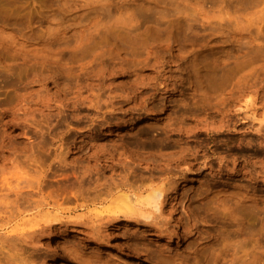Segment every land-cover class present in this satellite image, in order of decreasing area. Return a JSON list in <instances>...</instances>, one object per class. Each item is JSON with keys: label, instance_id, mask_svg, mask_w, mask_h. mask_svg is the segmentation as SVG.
Wrapping results in <instances>:
<instances>
[{"label": "rangeland", "instance_id": "rangeland-1", "mask_svg": "<svg viewBox=\"0 0 264 264\" xmlns=\"http://www.w3.org/2000/svg\"><path fill=\"white\" fill-rule=\"evenodd\" d=\"M137 173L171 186L163 215L108 222L94 201ZM19 174L37 187L7 190ZM46 209L62 221L38 236ZM18 263L264 264V0H0V264Z\"/></svg>", "mask_w": 264, "mask_h": 264}, {"label": "bare ground", "instance_id": "bare-ground-1", "mask_svg": "<svg viewBox=\"0 0 264 264\" xmlns=\"http://www.w3.org/2000/svg\"><path fill=\"white\" fill-rule=\"evenodd\" d=\"M100 151H102V149H99ZM107 150V149H106ZM105 151V150H104ZM103 151V152H104ZM109 151V150H108ZM108 151H107V154H108ZM113 151V150H112ZM102 152V153H103ZM114 152H116L115 150L113 151V153ZM99 152L97 151V154H98ZM111 153V152H110ZM117 153V152H116ZM115 153V154H116ZM93 154V153H92ZM99 154H101V153H99ZM93 155H95L96 156V154H95V152H94V154ZM93 155H92V157H93ZM103 155H105V154H103ZM114 155V154H113ZM122 155V154H121ZM120 155V156H121ZM90 157H91V155H89ZM88 156V157H89ZM106 156V155H105ZM107 156H110V154L109 155H107ZM112 156V155H111ZM110 156V157H111ZM116 157H117V154L115 155ZM114 156V157H115ZM124 156V155H123ZM115 157V158H116ZM94 158V157H93ZM92 158V159H93ZM96 158V157H95ZM94 158V159H95ZM99 158H100V156H99ZM112 158H113V156H112ZM118 158V160H116ZM115 160V162H119V160L121 159L120 157H117ZM185 158V157H184ZM183 158V159H184ZM188 158V157H187ZM87 159H89V158H87ZM92 159H89V160H92ZM101 159V158H100ZM108 158H106V160H107ZM122 159H123V157H122ZM121 159V160H122ZM99 160V159H98ZM103 160H105L104 158H103ZM113 160V159H112ZM120 160V161H121ZM184 160H186V159H184ZM96 161H97V159H96ZM95 161V162H96ZM98 162V161H97ZM103 162V161H102ZM106 162V161H105ZM105 162H103L104 163V165H105ZM108 162V161H107ZM106 162V163H107ZM112 162V161H111ZM112 163V164H116V163ZM117 162V163H118ZM122 162V161H121ZM129 162V161H128ZM127 161H125V163H127V164H129ZM100 163V162H99ZM102 163V164H103ZM123 163H124V161L122 162V163H120L119 162V164L121 165L122 164V166H123ZM124 163V164H125ZM98 164V163H97ZM108 164V163H107ZM16 165V164H15ZM109 166H110V162H109V164H108ZM97 166V165H96ZM95 166V167H96ZM99 166H100V168H102L101 167V165L99 164ZM106 166L107 165H105V168H106ZM126 166V164L123 166V167H125ZM111 167V166H110ZM112 167H113V165H112ZM122 167V168H123ZM16 168L17 169H19L18 168V166L16 165ZM132 168V167H131ZM104 169V167L102 168V169H100V170H103ZM125 170H126V167L124 168ZM137 169V168H136ZM135 169V170H136ZM98 170H99V168H98ZM124 170V171H125ZM128 170H129V167H128ZM133 170V169H132ZM178 170H180V169H178ZM137 171V170H136ZM20 172V171H19ZM126 172H127V170H126ZM124 173V175L125 174H127V173ZM130 172L131 173H133V172H135V171H131L130 170ZM181 172V171H180ZM22 174H23V172H21ZM131 173H129V174H131ZM22 174H19L18 176L19 177H15L14 178V180L16 181V184L15 185H13L14 183H13V181L14 180H9V179H11V178H7L8 180L5 182L7 185H8V188L6 187V189L8 190L9 189V191L10 192H20L21 191V189L22 188H24L25 187V185L28 187L29 185H28V183L30 184V186H31V188H33V186H35V185H32L33 183H32V181L31 180H28L27 178H26V182H28V183H26L24 186L23 185H21V184H24V182H25V179H23V178H21L23 175ZM138 174V173H137ZM152 174V173H151ZM123 175V174H122ZM181 175H183V174H181ZM126 176V175H125ZM125 176H121L120 175V177L122 178L123 177V179H124V177ZM132 176H134V175H132ZM131 175H130V177H132ZM147 176V175H146ZM144 177V179L146 178V179H148V181L146 180V182H145V180H144V184L145 185H143V183H142V185H140L141 183H140V181L142 180V178H141V176L138 174L137 175V179H139V184L138 183H136L137 185H135V183H133V182H135V181H138L137 179H135V181H133V179H130V178H127V177H125V181H122L121 179V181L120 180H118L120 177H118V179L117 178H115V181H117L118 180V182H116V183H114L113 181H114V178H113V181L111 180V182L112 183H114L112 186L110 185V181L108 182L109 184H107V183H105L106 181H104V183L106 184V185H109V187L107 188L106 187V185L104 184V183H102V185L100 184V183H97V184H100V187H99V185H98V187L99 188H101V186H103V184L105 185V190H103V188H104V186H103V188H102V192H100L99 194V196H98V194L97 195H94V193H96L95 191H94V193H92L91 194V192H93V191H91V190H96V188L94 189H92L91 188V190H89L90 192L88 193V192H86V195L87 194H90V197H91V195L93 196V200L95 199L94 197L95 196H98V197H100V198H97V201L95 200L94 201V203H105V202H107L108 201V197L110 198H112V200H111V202L110 203H112L113 205L111 206V207H109L108 206V204L106 205L107 207H109V208H107V209H105L104 211H107V217H104V219H106V218H108V222H111V223H113V221H115V220H127V221H134V220H139L141 217L143 218V220L145 219V221H142L143 222V225L146 223L147 224V221H150L151 223L153 222V223H156L157 221L155 220V217L157 218V216L159 217V215H155L158 211H159V213L158 214H160L161 212H163V205L165 204V202H166V197H168L167 196V190H169L170 188H171V186L170 187H167L168 189H166L165 188V186H163V183H162V186H161V184H160V187H154L153 186V184H151L154 180H155V178H154V180L153 181H151V183H150V181H149V177H151V176H149L148 178L147 177ZM153 177H154V175H152ZM24 177H27V176H25L24 175ZM139 177V178H138ZM156 177V176H155ZM117 179V180H116ZM156 179H157V177H156ZM179 180V179H178ZM178 180H176V181H178ZM30 181V182H29ZM143 181V180H142ZM141 181V182H142ZM172 181V180H171ZM175 181V180H174ZM149 182V183H148ZM32 183V184H31ZM37 182H35L34 184H36ZM111 183V184H112ZM171 183V182H170ZM177 183V182H176ZM5 184V185H6ZM169 184V183H168ZM6 185V186H7ZM155 185H157V184H155ZM96 186V185H95ZM176 186V185H175ZM174 186V187H175ZM35 187H37V184H36V186ZM34 187V188H35ZM173 187V186H172ZM29 188V187H28ZM40 188H41V186H40ZM25 189V188H24ZM98 189V188H97ZM174 189V188H173ZM176 189V188H175ZM35 190H36V188H35ZM38 190V189H37ZM148 191V192H147ZM22 192V191H21ZM29 192V191H28ZM35 192H37V191H35ZM42 192V191H41ZM99 192V191H98ZM147 192V193H146ZM169 192V191H168ZM9 193V192H8ZM23 193V192H22ZM22 193H19L20 195L22 194ZM30 193H32L31 192V190H30ZM101 193H102V195H101ZM10 194V193H9ZM28 194V193H27ZM39 194V193H38ZM41 194V193H40ZM84 194V193H83ZM169 194V193H168ZM17 195H18V193H17ZM29 195V194H28ZM30 195H32V194H30ZM86 195L84 194L82 197H84L85 199L88 197H86ZM105 195V196H104ZM6 196H7V194H6ZM170 197V196H169ZM49 198V197H48ZM110 198V199H111ZM171 198V197H170ZM42 200H44L43 198H41ZM40 200V199H39ZM45 200H47V199H45ZM89 200V199H88ZM92 199H91V201H93ZM41 201V200H40ZM40 201H38V199H37V201H35L36 203L37 202H39V204H40ZM86 201H87V199H86ZM170 201V200H169ZM171 201H172V199H171ZM47 202V201H46ZM49 202V201H48ZM57 202V201H56ZM89 202V201H88ZM180 202V201H179ZM178 202V203H179ZM42 204H44V202L42 201L41 202ZM53 203H54V201H53ZM94 203H92V204H94ZM167 203V202H166ZM168 203H170V202H168ZM177 203V204H178ZM38 204V203H37ZM38 204V205H39ZM171 204H172V202H171ZM36 205V204H35ZM102 205H105V204H102ZM109 205H111V204H109ZM37 206V205H36ZM35 206V207H36ZM40 206V205H39ZM97 206V205H96ZM175 207H176V204L174 205ZM171 207V206H170ZM173 207V206H172ZM37 208V207H36ZM104 208V207H103ZM106 208V207H105ZM47 209H48V207H47ZM47 209H46V211H47ZM170 209H172V208H170ZM50 210V209H49ZM56 210V209H55ZM173 210V209H172ZM176 210V209H175ZM175 210H174V212H175ZM44 211V210H43ZM44 211L45 213H43L45 216H46V219H44V221H45V224H43V225H41L40 224V222L38 223V224H40L41 225V227L40 226H36L35 224V226L36 227H38V230H41L40 232V234H38V236L39 235H42V233L43 232H46V230L47 229H50L51 230V228H53L54 227V225L57 223V222H59V221H62V220H59V215L57 214V213H54V214H52V212H54V211H52V210H50L51 212H49V211ZM177 211V210H176ZM156 212V213H155ZM170 212H171V210H170ZM38 213H41V212H38ZM165 213V212H164ZM173 213V212H172ZM62 214H63V212H62ZM98 214V213H97ZM101 214V213H100ZM40 215V214H39ZM38 215V216H39ZM58 215V216H57ZM163 214H160V216H162ZM37 216V217H38ZM41 217H39L40 218V220H41V222H43L44 223V221H42V213H41V215H40ZM103 216H105V214H103ZM99 217V216H98ZM33 218H35V214H34V216H33ZM44 218V217H43ZM61 218V217H60ZM81 218V217H80ZM100 218V217H99ZM101 218H103L102 217V214H101ZM166 218V217H165ZM104 219H103V222H104V224H105V222H107V220L106 221H104ZM160 219V218H159ZM38 220V219H37ZM152 220H154V221H152ZM26 221V220H25ZM140 221V220H139ZM138 221V222H139ZM28 222H29V220H28ZM64 222V221H63ZM99 222L101 223L102 222V219H101V221L99 220ZM102 222V223H103ZM137 222V221H136ZM137 222V223H138ZM142 222H139L140 224L142 223ZM169 222V221H168ZM61 223V222H60ZM67 223V222H66ZM110 223V224H111ZM118 223V222H117ZM152 223V224H153ZM158 223V222H157ZM58 224V223H57ZM76 224V223H75ZM150 224V223H149ZM149 224H148V226H149ZM159 224H161V223H159ZM78 225H79V223H78ZM101 225V224H100ZM107 225V224H106ZM156 225V224H155ZM158 225V224H157ZM33 226V225H32ZM74 226V225H73ZM77 226V225H76ZM75 226V227H76ZM154 226V225H153ZM162 226V225H161ZM15 227V226H14ZM40 227V228H39ZM96 227H101V226H96ZM103 227V226H102ZM101 227V228H102ZM160 227V226H159ZM33 227H31L30 228V230L32 229ZM78 228V227H77ZM77 228H76V231H77ZM105 228H106V226H105ZM16 229H18V228H13L12 230H16ZM24 229V228H23ZM160 229H161V227H160ZM159 229V230H160ZM12 230H10L11 232H12ZM72 230V229H71ZM97 230H98V228L96 229L95 228V232H97ZM99 230H100V228H99ZM32 231V230H31ZM35 231V230H34ZM34 231H32V232H34ZM75 231V230H74ZM101 231V230H100ZM164 231V230H163ZM9 232V231H8ZM11 232H10V234L9 235H11ZM15 232V231H14ZM17 233H19L20 234V232H22V230L20 231V232H18V230L16 231ZM24 232V231H23ZM22 232V233H23ZM26 232V231H25ZM28 232L30 233V231L28 230ZM37 232V231H36ZM36 232H34V235H35V233ZM94 232V233H95ZM103 232V231H102ZM98 233H99V231H98ZM18 234V235H19ZM36 234V235H37ZM97 234V233H96ZM100 234H102V233H99V235ZM4 235H6L7 236V234H4ZM17 235V234H16ZM23 235V234H22ZM25 235V236H24ZM24 235L22 236V237H25V238H22L21 237V234L19 235L22 239H20V240H23V242H21L20 240V242L19 243H27L26 241H28L29 243H30V245L32 244L31 242H33L34 240L33 239H35L36 238V236H34L35 238H33L32 239V236H28L29 238H28V240L26 239L27 237H26V235L27 234H25L24 233ZM31 235H33V234H31ZM15 236V235H14ZM12 237L11 238V236L8 238V240L6 239V238H4V240L5 241H9V244L8 245H10L11 244V246L10 247H12V245L13 244H15L16 245V243H18V242H16L15 240V238L17 237V236H15V237ZM18 236V237H19ZM98 236V235H97ZM4 237V236H3ZM18 237H17V239H18ZM15 239V240H14ZM29 239H32L31 240V242L29 241ZM4 240H3V242H4ZM18 241V240H17ZM14 242V243H13ZM6 243H4V244H6ZM24 243V244H25ZM29 243L28 244H26L27 246H29ZM34 243V242H33ZM36 243V242H35ZM17 245H19V247L22 245H20V244H17ZM17 245H16V247H13V249L15 248V249H18V247H17ZM6 247H8V246H6ZM23 248V247H22ZM22 248L20 247V249L22 250ZM9 249V248H8ZM12 249V250H13ZM14 249V250H15ZM20 249H18V250H20ZM20 250V251H21ZM17 251V250H16ZM18 252V251H17ZM9 253V252H8ZM20 253V252H19ZM17 255V254H16ZM18 257V256H17ZM20 257V256H19ZM20 258H23V257H20ZM19 259V258H18ZM24 259V258H23ZM18 261H23L22 259L20 260H18ZM19 264V263H18Z\"/></svg>", "mask_w": 264, "mask_h": 264}]
</instances>
